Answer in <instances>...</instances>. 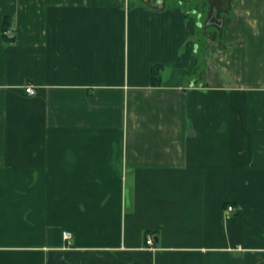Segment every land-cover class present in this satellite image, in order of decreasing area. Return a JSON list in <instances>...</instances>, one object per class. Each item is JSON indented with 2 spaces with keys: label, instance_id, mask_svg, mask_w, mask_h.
<instances>
[{
  "label": "crops",
  "instance_id": "crops-1",
  "mask_svg": "<svg viewBox=\"0 0 264 264\" xmlns=\"http://www.w3.org/2000/svg\"><path fill=\"white\" fill-rule=\"evenodd\" d=\"M0 264H264V0H0Z\"/></svg>",
  "mask_w": 264,
  "mask_h": 264
},
{
  "label": "built area",
  "instance_id": "built-area-1",
  "mask_svg": "<svg viewBox=\"0 0 264 264\" xmlns=\"http://www.w3.org/2000/svg\"><path fill=\"white\" fill-rule=\"evenodd\" d=\"M4 34L8 37H12L13 34H12V31L11 30H6L4 32ZM26 92L30 95H33L35 93V90L33 87L29 86L26 88ZM235 210V208L233 206H229L228 209H227V212L230 213V212H233ZM64 235V238L66 240H71L72 238V235L69 233V232H64L63 233ZM147 245L150 247V249H154L153 246H154V239L151 237V236H148L147 238V241H146Z\"/></svg>",
  "mask_w": 264,
  "mask_h": 264
}]
</instances>
